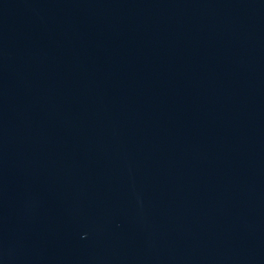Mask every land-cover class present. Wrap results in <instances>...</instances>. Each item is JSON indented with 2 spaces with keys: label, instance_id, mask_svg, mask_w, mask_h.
<instances>
[{
  "label": "water",
  "instance_id": "water-1",
  "mask_svg": "<svg viewBox=\"0 0 264 264\" xmlns=\"http://www.w3.org/2000/svg\"><path fill=\"white\" fill-rule=\"evenodd\" d=\"M0 264H264V0H0Z\"/></svg>",
  "mask_w": 264,
  "mask_h": 264
}]
</instances>
